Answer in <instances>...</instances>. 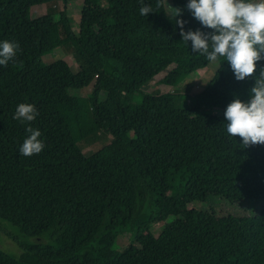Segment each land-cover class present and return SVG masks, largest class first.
Instances as JSON below:
<instances>
[{"label": "trees", "instance_id": "obj_1", "mask_svg": "<svg viewBox=\"0 0 264 264\" xmlns=\"http://www.w3.org/2000/svg\"><path fill=\"white\" fill-rule=\"evenodd\" d=\"M82 1L76 33L65 10L30 17L49 0H0V41L20 45L0 65V218L52 239L21 243L20 256L0 247V264H29L25 250L48 264H264V145L243 148L224 117L234 99L249 101L255 80L237 81L220 57L206 88L223 99L188 101L174 89L208 60L182 41L175 20L185 21V31H212L187 10L189 0H171L183 12L175 20L165 0H143L152 7L147 16L139 13L141 0ZM60 47L73 54L77 71L64 59L45 64ZM257 65L254 75L264 60ZM159 75V85L173 90H144ZM20 103L35 105L34 121L14 119ZM205 106L222 113L206 114ZM29 126L41 131L45 147L25 157L19 148ZM99 131L126 152L85 154ZM211 195L261 202L250 239H237L234 215L194 207ZM162 221L160 233L150 232ZM126 227L134 240L115 249Z\"/></svg>", "mask_w": 264, "mask_h": 264}, {"label": "clouds", "instance_id": "obj_2", "mask_svg": "<svg viewBox=\"0 0 264 264\" xmlns=\"http://www.w3.org/2000/svg\"><path fill=\"white\" fill-rule=\"evenodd\" d=\"M186 8L203 27L212 30L185 31V21L175 20L183 15L182 10L172 8V17L181 29L182 41H191V51L205 56L209 62L223 57L230 64L237 81L255 80L249 101L234 99L224 112L228 135L242 138L243 148L264 145V67L254 75L257 61L264 60V0H189ZM150 12L151 5L141 0L140 15L147 16ZM19 50L18 42L0 41V65L7 67ZM38 115L35 105L20 103L14 119L22 123L32 122ZM26 131L29 135L19 148L20 154L31 157L41 153L45 147L40 139L41 131L31 126Z\"/></svg>", "mask_w": 264, "mask_h": 264}, {"label": "rangeland", "instance_id": "obj_3", "mask_svg": "<svg viewBox=\"0 0 264 264\" xmlns=\"http://www.w3.org/2000/svg\"><path fill=\"white\" fill-rule=\"evenodd\" d=\"M104 3L107 0H103ZM259 2V0H256ZM165 5L167 10L171 15V0H165ZM83 8L82 0H75L71 2H64L63 0H49L48 3L43 5H36L31 8L30 17L32 19L39 17L47 12H50L52 9H56L58 11L65 10L69 16L73 30L76 33H79V22L81 17V12ZM58 59H64L67 61L73 70L77 71L75 59L72 53H69L63 48H57L53 50L48 56L45 57V64H50ZM220 66L219 61L216 62H207L204 63L201 67L195 70L192 74H190L184 82H182L179 86H177L174 91L182 92L188 95V101H190V97H202L207 101L214 102L223 99V96L220 92H209L207 91V83L213 77L215 72L218 70ZM162 76L159 75L152 79L144 86V90L150 92H166L172 88L159 85L158 81ZM93 87V83L88 87L82 89L80 91V95L88 96L91 93ZM173 90V89H172ZM138 100L142 102H146L147 99ZM189 102L185 103V106H189ZM203 112L206 114H221L222 110L218 107L205 106L203 108ZM84 153L87 155H91L93 153H99L104 158H116L121 156L126 152L127 147L123 145V143L119 141H113L112 136L107 134L106 132L99 131L96 132L91 138L90 141H87L83 146ZM195 208L206 210L208 212H213L216 215H234L237 222V230L236 237L238 240H248L251 238L252 233L254 231L260 210H261V202L256 200L249 201H240V200H227L219 196L211 195L209 196L206 202H197L194 205ZM185 210V208H182ZM165 227V222H158L155 226L152 227L150 232L157 235L160 233ZM119 238L114 246L115 249H124L131 242H133L135 237V231L130 229V227L121 228L119 230ZM50 233H45L40 237H32L23 233L20 228L13 225L11 222L0 218V247L9 252L10 254H14L16 256H20L23 252V248L20 246L23 245H35L39 243H50L52 242ZM26 252L27 263L29 264H48V261L41 257L39 254L33 251Z\"/></svg>", "mask_w": 264, "mask_h": 264}]
</instances>
